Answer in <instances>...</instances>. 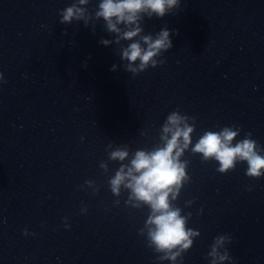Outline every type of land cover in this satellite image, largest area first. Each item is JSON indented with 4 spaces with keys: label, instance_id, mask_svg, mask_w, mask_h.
<instances>
[{
    "label": "clouds",
    "instance_id": "9594fccd",
    "mask_svg": "<svg viewBox=\"0 0 264 264\" xmlns=\"http://www.w3.org/2000/svg\"><path fill=\"white\" fill-rule=\"evenodd\" d=\"M89 2L73 0L70 6L60 10V23L67 25L83 21L85 27L91 24L95 34L96 22L102 19L104 30L114 38L101 39L100 43L104 46L117 45L120 59L126 62L124 70L133 76L165 62L159 57L173 47L170 36L175 30L170 32L165 26L155 35L143 34L142 24L145 17L163 18L172 13L180 7V0H99L98 7L93 11L86 7ZM125 41L130 43L125 46L122 43ZM84 64L87 66V61ZM117 67L113 64L110 70L117 71ZM0 82H7L3 73H0ZM195 131L196 118L181 114L177 109L168 114L160 129L158 143L151 149L132 152L129 145L115 146L110 143L106 148L108 160L99 164L107 174L109 162H119L120 166L109 178L110 191L117 198L114 205L119 206V197L127 192L126 207L149 209L139 234L146 237L147 246L157 254L158 260L171 261V264L182 261L183 254L200 236L199 231L187 226L192 214L182 215L183 210L174 203L191 179L187 171L189 161L182 159L186 151L199 154L204 162H218L216 171L221 174L233 171L238 162H246L247 177H264V147L252 138L251 132L237 140L241 134L240 127L224 126L219 131H205L193 145ZM141 135L147 133L141 132ZM85 186L91 188L94 194L99 192L93 180H86ZM192 203L187 201L186 206L190 207ZM81 212L87 213V208H81ZM65 227L70 225L65 222ZM28 234L25 230L24 235ZM231 242L232 238L227 234L216 236L207 253L209 264H225L226 261L231 264L232 257L227 247Z\"/></svg>",
    "mask_w": 264,
    "mask_h": 264
}]
</instances>
